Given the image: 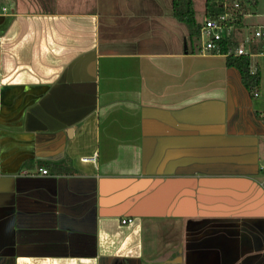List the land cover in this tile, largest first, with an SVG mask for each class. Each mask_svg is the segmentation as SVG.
<instances>
[{"label":"crops","instance_id":"crops-1","mask_svg":"<svg viewBox=\"0 0 264 264\" xmlns=\"http://www.w3.org/2000/svg\"><path fill=\"white\" fill-rule=\"evenodd\" d=\"M188 33L173 0H0V264H264V42L253 95Z\"/></svg>","mask_w":264,"mask_h":264},{"label":"built area","instance_id":"built-area-1","mask_svg":"<svg viewBox=\"0 0 264 264\" xmlns=\"http://www.w3.org/2000/svg\"><path fill=\"white\" fill-rule=\"evenodd\" d=\"M223 10L217 14H205L201 21L199 39L202 50L221 53L223 41H230L226 54L254 53V46L264 42V24L254 26L245 32L238 21L246 14L244 0H224ZM224 53V52H223ZM42 173H49L45 166L40 167ZM133 218H123V222Z\"/></svg>","mask_w":264,"mask_h":264},{"label":"trees","instance_id":"trees-1","mask_svg":"<svg viewBox=\"0 0 264 264\" xmlns=\"http://www.w3.org/2000/svg\"><path fill=\"white\" fill-rule=\"evenodd\" d=\"M224 0H206L205 13L217 14L223 10ZM257 3V0H254ZM246 8V7H244ZM173 12L174 15L181 21H184L189 29V33L186 36V45L192 47L194 51H200L202 49L199 32L201 21L197 18L196 9L194 6V0H173ZM239 26H243L242 20L238 21ZM230 41H223L222 51L227 53ZM227 65L235 66L241 73L242 81L247 89L255 95L259 90L261 83L260 70L252 71L251 69V55L249 54H227ZM39 167L45 166L42 162H39ZM72 160L70 157H65L61 160L49 162L48 165L55 171H62L65 168H71Z\"/></svg>","mask_w":264,"mask_h":264},{"label":"rangeland","instance_id":"rangeland-1","mask_svg":"<svg viewBox=\"0 0 264 264\" xmlns=\"http://www.w3.org/2000/svg\"><path fill=\"white\" fill-rule=\"evenodd\" d=\"M20 2V4L22 5V7L24 9H36V10H49V9H58L61 8L63 6L69 5L73 2V0H64L65 3L61 4L59 2H61L62 0H18ZM78 1V0H77ZM92 1L93 4V0H88V4H90V2ZM205 0H195L196 2V7L200 8L202 6V3H204ZM245 1V5H246V0ZM261 7L259 9H261L264 12V0L261 1ZM250 11H252L253 13H255V11H257V9L254 6H250ZM245 12L246 9L244 10ZM250 13V16H246V21L249 22H257V21H262L264 19V17L262 16H257V14H253ZM199 16L202 18L203 17V12L200 11L199 12Z\"/></svg>","mask_w":264,"mask_h":264}]
</instances>
